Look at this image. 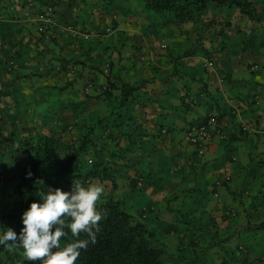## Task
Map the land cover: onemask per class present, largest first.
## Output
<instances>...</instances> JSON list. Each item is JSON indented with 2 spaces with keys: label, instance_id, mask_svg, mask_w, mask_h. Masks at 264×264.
Segmentation results:
<instances>
[{
  "label": "trees",
  "instance_id": "1",
  "mask_svg": "<svg viewBox=\"0 0 264 264\" xmlns=\"http://www.w3.org/2000/svg\"><path fill=\"white\" fill-rule=\"evenodd\" d=\"M103 1L109 6L117 0ZM139 1L144 3L146 10L169 18L160 20L162 24L169 22L175 26L184 24L195 26L200 21L205 22L202 19L210 21L220 15L226 20V24L220 25L216 37L223 40L228 39L227 20L237 12L264 30V1L261 3H258V0ZM46 3L45 7L52 6L54 9L52 1ZM92 8L93 6L90 11ZM208 9L216 10L218 13L207 14ZM43 11L44 9L39 13ZM102 11L106 12L104 9ZM35 22L38 31L39 22L36 19ZM113 22L114 20L112 25ZM67 25L76 28L73 22ZM77 31L79 34L75 36L63 32L69 38L81 41V46L88 45L86 41L91 39L94 29L84 28ZM82 34H87L88 37L86 39L80 37ZM127 38L125 36L121 41L124 43ZM239 39H242L245 48H248L249 42L252 41L246 40L245 36ZM40 40L44 38L41 37ZM197 41L200 43L199 38ZM259 44L264 49V39ZM91 50L90 47L86 48V55H90ZM186 56L185 51L178 59ZM61 59H58L61 71H66V64L71 62L79 66L85 64L84 60ZM39 63L30 68L18 54L9 58L4 56L0 61V74H5L9 78L0 86V224H3L0 225V230L10 226L19 232L22 227L21 213L28 207L29 202L38 199L36 196L38 190L44 191L49 185L69 189L72 179L76 177L84 182L102 184L104 192L97 201L102 219L98 222L96 242H89L87 248L81 250L75 264H168L171 257L179 254L181 258L178 260H186L184 264H214L207 260H198L196 250L204 244L210 245L208 241L215 242L218 235L215 232L212 237L210 236L211 224L205 227L206 231L196 227L202 220L195 211L202 212L201 206L207 210L208 200L212 196L218 197L219 189L226 185H223L224 182L228 183L230 177L226 180L220 179L223 177L209 180L210 192L198 184H193L196 188H193L194 192H183L185 188L177 187L173 193L175 199L165 200L161 206L140 207L137 201L135 204L129 203L128 200L135 199L134 196L140 199L141 196L138 194L148 187L162 189L166 180L165 171L159 162H168L175 158L174 156L165 158V155L156 148L160 136L169 135L168 130L160 128L158 136L150 135L139 119L137 108L144 109L151 102L144 90L145 84L130 82L125 78L121 66L117 67L114 73L112 70L114 63L109 60L106 62L108 74L104 89L98 93L84 95L85 99L94 98L97 102L96 108L90 109L87 101L79 100L78 91L73 92L71 88L73 84L68 80L64 83L55 80L50 84H44L47 79L53 80L54 76L49 73L50 65L47 62ZM70 72L74 70L71 68ZM176 72L177 70L172 75ZM200 82L201 87H204V81ZM5 95L9 96L8 100L2 99L3 96L6 97ZM207 95L210 103V97L213 99L215 96L209 92ZM182 97L184 99V96ZM185 101H188L186 96ZM188 104L194 107L195 101ZM230 108L229 116L237 115L234 110L236 106L232 104ZM225 115L209 114L197 123L188 121L184 136L187 144L193 149L190 155V173L192 171L195 173L199 167L207 168V161L201 158L204 154L203 148H206L207 144L229 141L227 133L221 128L217 133L218 121ZM252 148L255 146L248 150L251 151ZM261 152L264 154V151ZM217 159L218 157L213 158ZM228 160L235 161L231 156ZM147 161L153 163L145 167ZM201 161L203 163L200 166ZM5 167L8 169L7 174ZM180 167L182 168L181 165ZM29 170L32 173L30 177L26 176ZM169 174L181 177L179 179L184 178L175 169ZM8 179L15 181V184L8 187ZM41 180L44 184L40 182ZM187 194L191 195L186 198ZM180 201H183L186 207L175 206L174 203ZM200 202L204 204L198 208ZM185 208L188 210H184ZM167 216H170V221H166ZM227 216L231 218L229 214ZM68 235L72 236L70 232ZM191 235L193 239H188ZM86 236V233L80 234V238ZM170 239L176 241L177 250L169 249ZM65 242L67 238L62 237L61 243ZM0 264L30 262L24 258L23 249L18 244H11L8 248L0 245ZM31 264H40V261Z\"/></svg>",
  "mask_w": 264,
  "mask_h": 264
},
{
  "label": "crops",
  "instance_id": "2",
  "mask_svg": "<svg viewBox=\"0 0 264 264\" xmlns=\"http://www.w3.org/2000/svg\"><path fill=\"white\" fill-rule=\"evenodd\" d=\"M48 1L49 0H0V61L4 59V56L9 58L10 56L18 54L21 60L30 68L37 65L39 62H47L50 65L48 71L49 73L51 72V76L54 77L53 80L50 78L43 83L50 84L55 80L64 83L68 80L73 84L71 86L73 92L76 90L78 91L77 95L79 100L87 101L89 108L92 109V102L95 103V106L97 102L94 98H89V100L84 98L85 94L83 89L85 83L91 81L94 85L102 86L105 85L106 79L103 75H101L102 78H97L98 71L92 66L91 60L88 61L89 55H86L85 49L88 47L92 48L90 56H98L99 53L94 49L95 47L90 45L81 46V41L69 38L68 35L63 32L62 27L69 23L68 18H70L74 21V25L77 29H100V25L104 19H95L85 7H78V4L80 6H85L86 0H66V4L63 0H50L54 4V13L52 16L53 23L50 25V29L49 26H47L46 31L41 33L37 31L35 18L37 14L45 8L46 2ZM263 1L264 0H258V3ZM90 4L93 5V1H91ZM78 10L84 11L78 12ZM83 15L86 16V19L82 17ZM139 19L140 18H138V20ZM130 21L131 18H127V22L129 23ZM246 21L249 30L244 36L246 40H252L249 42L248 48H245V46L243 47V44L239 45L237 43L239 36L236 37L235 35L228 36L226 46L220 51H218L219 49L217 50V45L210 46L205 44L204 48L206 50L203 52V56L200 57L199 61V70L202 72L201 77H203L204 87L199 86L197 90H191L187 86L183 87L182 90H180L181 87L178 86L174 87V89L172 88V84L175 80L176 82L182 81L183 85H186L184 74L187 72L190 73L192 71L191 79L194 82L197 81L194 72L195 62L189 58L192 51L191 49H182L181 44L185 41L187 43L189 42L193 32L196 30L193 26H188L186 28L190 31L188 35L184 32L186 29L183 27H175L176 32H173L171 29L167 31L166 28L168 27L163 24L158 25L156 30L160 33L163 32L164 35L167 32L174 38L176 41L175 43H178L179 46L175 45V47L171 46L169 48V46L166 45L165 49H160L159 47L160 50L164 51L163 53L151 51L149 48L148 58H144L143 56L140 57L142 66H133L136 70H126L125 78L129 79V81L133 78V84L143 82L141 84H145L144 90L152 96L150 97L151 102L146 108H137L139 119L150 135L158 136L160 128H166L168 130L169 135L160 136V141H158L156 148L159 149L160 153L165 155V158L175 157L168 162H159V165H161L165 171L164 179L166 181L164 182V187L162 189L148 187L141 191V194L136 193L141 196L140 199L134 196L135 199L132 198L128 200L129 203L135 204L137 201L140 207H157L161 206L165 200H174L175 197H173V193L176 191L177 187L180 189L185 188L183 192H194L193 188L195 186H193V184H198L210 192L209 180L229 176V181L232 180L234 184L240 182V178L235 177L232 172L234 171L233 165H235V163L231 162L228 164L223 163L220 167L222 170L204 169L203 166L202 169H200V167L197 168L195 173L193 171L191 173L189 172L190 155L193 149L187 144L184 136V130L189 124V120L181 118L177 112H173V108L175 107L174 100L177 97L185 104L195 101V106L190 108V110H192L190 115L195 117L191 120L192 122L195 121L197 123L200 119H203L209 114H226L218 121V124L220 126L219 128H222V130L227 133L229 143L231 144L227 146L226 143V146H223L219 144L218 141L207 144L208 146L203 148L204 154L202 155L204 157L201 156L204 160L213 161V158L221 156V154L224 153L223 150L225 148L236 147L237 142L242 143L241 146L243 149L259 146L260 149L264 151V141L261 143L256 141L257 139H264V49H262L259 44V42L264 39V30L258 27V24L255 25L248 20ZM139 22H141L140 25L144 24L143 20ZM110 23H112V21L107 23L106 27L117 30V23L115 21L113 25ZM89 24L94 27H91ZM137 30H139V27L133 29V32L135 33ZM197 30H199V28H197ZM183 33L186 37L183 36ZM123 35L129 37V35L125 33ZM41 37L44 38V40H40ZM181 40L182 42H180ZM109 41L111 42V38L102 40V43H99V45L106 46ZM185 51L187 56L178 59ZM109 53L112 57L116 56L114 52L109 51ZM105 54H108V50H106ZM214 55L219 56V59L216 60L217 62H215L216 57L214 58ZM116 57L118 59V55ZM59 58H62L61 60H64L63 58L84 60L85 64L79 66L71 62L66 64V71H61V63L58 61ZM206 58H211L214 61V67L209 71L203 68V62ZM52 60H55V63L51 62ZM120 62L121 61L118 63L116 61L114 66H112L114 73L117 71V67L121 66ZM252 66L256 68L253 70L251 69ZM71 68L74 72H70ZM175 70H177L176 74L172 75ZM99 73L101 74L100 70ZM176 75L181 78L179 79ZM0 76V80L3 77L8 79L5 74H0ZM205 78H207V82ZM198 82L200 81L198 80ZM3 83L5 82L0 83V86ZM208 92L211 93L212 96H215L213 99L210 97V103L207 95ZM5 96L6 97L3 96L2 99L6 98L8 100L9 96ZM182 96H184V99ZM185 96L188 99L187 102L185 101ZM230 101L235 103L237 107V115L232 114L231 117L229 116L230 106L232 105ZM255 101L258 102L256 103ZM196 107H198V110H196ZM241 126H245L246 130H241ZM150 163L153 162L147 161L144 164L145 167H148ZM202 163L201 161L200 166ZM167 165H169L168 168L166 167ZM229 165L230 167H227ZM179 168H181V170H179ZM173 169L181 173L184 178L179 179L181 177L177 178L171 176L169 173H171ZM244 170L243 168L241 171ZM233 176L236 178L235 180H233ZM250 177L251 176L248 178ZM262 177L264 180L263 174ZM200 178H204V180ZM260 183L262 184L264 182L260 181ZM224 184L226 185L223 186V188L226 193H228V183L224 182L223 185ZM247 194L248 193H245V195ZM190 195L191 194H187L185 197L188 198ZM212 197L206 204L209 206L207 210H204V206L203 208L201 206L204 203H199L198 208L201 206L202 212L199 214L198 218L202 221H199L196 225V227L202 229H205L207 225H212L210 236L212 237L215 232H217L218 236L215 242L208 241L209 243H214L212 245H220L219 248H221V251L231 254L235 251H239L240 248L241 250L245 248V245L241 242L242 239L238 241V236L251 239L252 241H255L256 238L260 240L263 239V233L259 234V232L264 231V196L255 197L256 204L254 206V212L250 211L249 207L246 208L244 206L245 217L243 218V222L239 221L240 216H238L237 213L234 218H229L227 216V213L230 210H234V208L222 192H219L217 198L214 196ZM183 203V201H180V203L175 202L174 204L179 208H184L186 206L183 205ZM184 210L188 209L185 208ZM250 233L252 235H250ZM230 237H232V239H237L231 241ZM168 244H170L169 249L172 251L173 249L177 250L176 241L174 239H170ZM172 258L173 257H171V259ZM215 258L214 264H226L220 255H217ZM234 258L237 257H233V259ZM238 258L240 259L239 264H254L249 260V254H245L244 256L238 255ZM257 264H263V262Z\"/></svg>",
  "mask_w": 264,
  "mask_h": 264
},
{
  "label": "rangeland",
  "instance_id": "3",
  "mask_svg": "<svg viewBox=\"0 0 264 264\" xmlns=\"http://www.w3.org/2000/svg\"><path fill=\"white\" fill-rule=\"evenodd\" d=\"M65 4L67 3L66 0H63ZM91 1H93V5H91ZM254 1V0H250ZM144 3L139 0L134 1H127V0H117L114 4L106 6L105 2L103 0H86L85 6H80L78 4V7L86 8L90 15L98 20L104 19V21L100 25L99 28H94V34L91 37L90 40L86 41V44L95 47L94 49L98 51V56H88V61L91 60V63L93 64L96 69H98L97 78H102V74L99 73V70H101L105 63L107 61H112L113 63H116V61L119 63L121 67L124 70V73L127 69L129 70H136L133 66H142L140 62V57L143 56L144 58H148V49L150 48L151 51H155L158 53H163L164 51L159 49V44L161 41L169 46V48L175 47V45H178V43H175L176 41L174 38L169 35L167 32H158L156 30L157 26L161 23L160 20L169 19L165 17L162 14H156L152 11L146 10L144 8ZM93 6L92 10L90 11L91 7ZM1 8V7H0ZM258 8V7H257ZM102 9H104L106 12H103ZM1 10V9H0ZM259 10V8H258ZM84 11V10H78V12ZM208 13H218L216 10L208 9ZM84 13V12H83ZM84 19H86V16L83 15ZM127 18H131V21L128 23ZM138 18H140L138 20ZM69 22L74 21L70 18H68ZM81 19V17H80ZM83 20V19H82ZM115 21L117 23V30L109 29L106 27V24ZM144 24L140 25L142 21ZM205 22H198L195 26L193 24H184L180 25L179 27L187 28L188 26H193L195 28H200L199 30H195L189 39V42L187 43L182 42V49L188 50L191 49V60L195 62V74H196V82L192 81V71L190 73H185L184 77L186 79V85H183L182 81L176 82L172 84V88L178 86L181 87L180 90L183 89V87L187 86L191 90H197L199 86H201V83L198 82V80L203 81L201 75L202 72L199 70L200 66V57L203 56V52L206 50L204 48L205 44H208L210 46L215 45H222L223 39L221 40V43H214V38L216 37L217 31L220 29V25L223 26V24H226V20L224 18H221L220 15L213 17L212 20L202 19ZM247 19L239 15L238 12L233 14L228 20L227 23H229L228 27H226L227 36H236L241 38V36H244V34L249 30L247 25ZM85 21V20H83ZM112 24V23H110ZM162 24V23H161ZM206 24V25H204ZM164 26H167L166 30L168 31L171 29L173 32H176V28L178 26L172 25L169 22L163 23ZM94 27V26H92ZM139 27V30H137L135 33L133 32V29H136ZM189 29L184 30L189 35L188 31ZM129 35L127 39H125L124 43L121 41V38L124 39L125 35ZM134 35L132 36V34ZM184 34V33H183ZM197 35V36H196ZM109 36V37H108ZM186 37V35H183ZM102 38V39H101ZM108 38H111V42L109 41L106 46L99 45V43H102V40H108ZM197 38L200 39V43L197 41ZM198 42V43H196ZM239 45L243 44L242 39H239L237 41ZM244 46V45H243ZM204 49V50H203ZM106 50H108V54H105ZM171 50V49H170ZM208 50L210 51V48L208 47ZM110 52L116 53L117 57H112L110 55ZM218 54V53H216ZM193 56V57H192ZM216 60L219 59L218 55L213 56ZM51 62L55 63V60H52ZM8 78V76H7ZM180 79V78H179ZM2 82H6L9 80L6 79V77H3ZM134 79L131 78L130 81L132 82ZM207 78H205V81ZM207 82V81H206ZM208 84V83H206ZM96 85V84H95ZM92 94H94V91H91ZM148 94V92H147ZM149 95V94H148ZM152 97L149 95V98ZM138 101V100H137ZM175 107L173 108V112H177L181 118H185L186 120H192L195 117L191 116L190 113H192V108L189 104H185L177 97L174 100ZM97 105V104H96ZM92 109L96 108L95 103L92 102ZM199 107V106H198ZM198 107H196V110H198ZM178 119V118H177ZM147 124V123H146ZM259 143L263 142L264 139H257ZM219 143V142H218ZM227 143V146H229L231 143L229 141L221 142L219 144H222L223 146ZM242 143L237 142V146L233 148L224 149L221 154V156H217V160H208L207 168L209 169H219L222 170L220 165L222 163H235L233 174L235 177L240 178V182L237 184H234L233 181L228 182V193H225L224 188H220L219 192H222L229 200L230 204L233 206L234 211L237 213L238 216H240L239 221L243 222V218L245 217V209L244 206L247 208L249 207L250 211L254 212V206L256 204V198L264 196V183H260V181H263L262 174L264 175V154L261 152L262 149H260L259 146H256L255 148L248 150V148L243 149ZM229 156L234 157L235 161H229ZM223 160V161H222ZM259 160H262L261 162ZM216 161V162H214ZM210 164V165H209ZM227 167H230L227 166ZM203 168V167H202ZM200 168V169H202ZM245 169L244 171H241L242 169ZM7 167H5L6 174ZM204 177L203 175H201ZM251 176L250 178H248ZM233 176V180L235 178ZM254 178V180H253ZM201 180H204V178H200ZM15 184V181L8 179V187H11L12 184ZM245 193H248L245 195ZM195 213L199 214L200 211H195ZM166 221H170V216L166 217ZM246 223V222H245ZM263 233V239H255V241H252L251 239L244 238L238 236V241L241 240V242L245 245L246 250L242 249L239 251H235L234 253H228L225 251H221L219 248L220 245H202L201 248L197 249V257L198 260H207V262H214L215 263V257L217 255H220L225 263L227 264H239L240 259L238 258V255L244 256L245 254H249L250 258L249 260L252 261V263L257 264L259 262H263L264 264V231H260L259 234ZM249 235V234H245ZM250 235H252L250 233ZM188 239H193V236H189ZM237 238L232 239L236 240ZM185 240V239H184ZM185 247V246H184ZM251 251V252H250ZM202 257V258H200ZM233 257H237L234 258ZM181 258V255H174L172 259L169 260L168 264H173L174 262L178 264H184L185 261L178 260Z\"/></svg>",
  "mask_w": 264,
  "mask_h": 264
},
{
  "label": "clouds",
  "instance_id": "4",
  "mask_svg": "<svg viewBox=\"0 0 264 264\" xmlns=\"http://www.w3.org/2000/svg\"><path fill=\"white\" fill-rule=\"evenodd\" d=\"M66 26L70 25L66 24L62 29L70 34L66 31ZM75 30L77 31L76 28ZM221 40V37H215L213 42L221 43ZM226 41L223 40L221 46L217 45V50H222L226 46ZM159 47L164 49L165 44L161 41ZM206 60L210 66L205 67L203 62V68L209 71L214 67V61L211 58H206ZM105 66H107L106 73L103 71ZM255 68V66L251 67L253 70ZM100 72L106 79L108 64L105 63ZM87 84L93 86L87 93H85L86 86L84 87L85 95L92 94L91 91L98 93L105 86H95L91 81ZM230 103L235 105L232 101ZM234 110L237 113V107ZM219 127L217 133H219ZM241 127L246 130L245 126ZM31 175L30 170L26 172V176L30 177ZM228 177L223 176L220 179L225 178L226 180ZM40 182L44 184L43 180ZM103 192L102 184L91 181L84 182L76 177L72 179L69 189L49 185L44 191L38 190V195H36L38 199L29 202L28 207L21 213L22 227L19 232L10 226L0 230V245L8 248L11 244H18L23 249L24 258L30 264L37 260L40 261V264H75L81 250L87 248L89 242H96L98 222L102 219L97 201L101 199ZM228 214L231 218L236 216L234 210L229 211ZM69 232L72 234L71 237L68 235ZM81 233H86V238H80ZM62 237L67 238V242L62 244Z\"/></svg>",
  "mask_w": 264,
  "mask_h": 264
},
{
  "label": "built area",
  "instance_id": "5",
  "mask_svg": "<svg viewBox=\"0 0 264 264\" xmlns=\"http://www.w3.org/2000/svg\"><path fill=\"white\" fill-rule=\"evenodd\" d=\"M53 12H54L53 7L52 6H47V7L44 8V11L42 13H38L37 14V16H36L35 19L39 22L38 32H41L42 33L44 31H46L47 26L50 25L53 22V18H52ZM65 29L72 36H75L76 34H78V32L72 26H66ZM82 37L86 39L88 36H87V34H82ZM161 46L163 47V45H161ZM204 65L207 68L210 66V63L208 62V60H206V59L204 60ZM103 71H104V73L107 72V66H105V68L103 69ZM91 88H92L91 85L86 86L85 93H87L88 90L91 89Z\"/></svg>",
  "mask_w": 264,
  "mask_h": 264
}]
</instances>
